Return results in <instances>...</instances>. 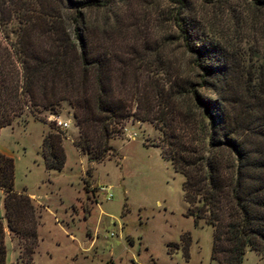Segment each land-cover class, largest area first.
<instances>
[{
    "label": "trees",
    "instance_id": "trees-1",
    "mask_svg": "<svg viewBox=\"0 0 264 264\" xmlns=\"http://www.w3.org/2000/svg\"><path fill=\"white\" fill-rule=\"evenodd\" d=\"M120 1L0 0V129L25 110L55 114L66 102L78 131L73 146L98 163L113 152L109 141L127 119L151 123L162 157L182 176L186 215L213 229L211 258L240 264L250 249L264 264V0H234L260 21L254 61L236 30L248 16H233L227 6L236 32L228 38L222 24L203 22L193 0H166L176 5L168 17L187 69L182 61L172 65L161 45L114 48L110 33L123 30ZM198 1L226 10L233 0ZM50 124L40 156L46 170L60 171L64 131ZM13 185V158L0 152V264L4 227L17 240L21 264H32L38 214L26 190ZM187 245L182 236L185 255Z\"/></svg>",
    "mask_w": 264,
    "mask_h": 264
},
{
    "label": "rangeland",
    "instance_id": "rangeland-1",
    "mask_svg": "<svg viewBox=\"0 0 264 264\" xmlns=\"http://www.w3.org/2000/svg\"><path fill=\"white\" fill-rule=\"evenodd\" d=\"M193 2L194 12L203 22L222 24L228 38L236 32L227 6L239 11L233 16H248L244 25L235 28L244 36L241 49L254 61L256 43L262 40L260 21L254 23L246 6L233 0L226 2L225 10ZM119 4L123 30L110 33L117 51L128 53L132 46L142 51L143 43L161 45L172 65L182 61L185 69L189 67L168 17L175 4L166 0H121ZM104 9L96 11L98 23ZM51 116L69 121L63 129L66 160L60 171L46 170L40 156L41 138L53 130ZM77 135L72 109L66 102L55 114L40 110L31 115L25 110L10 126L0 129V147L14 161L13 188L25 189L40 201H33L38 242L32 264H218L211 258L213 229L202 220L195 224L186 215L182 176L162 157L160 133L151 123L127 119L120 133L109 141L113 152L98 163H88L75 149L72 140ZM88 167L90 174L86 175ZM96 185L109 186L111 198L94 192ZM0 220L5 224L1 203ZM185 235L187 255L182 249ZM4 242L6 264H21L17 240L6 227ZM240 264H261V260L246 249Z\"/></svg>",
    "mask_w": 264,
    "mask_h": 264
},
{
    "label": "built area",
    "instance_id": "built-area-1",
    "mask_svg": "<svg viewBox=\"0 0 264 264\" xmlns=\"http://www.w3.org/2000/svg\"><path fill=\"white\" fill-rule=\"evenodd\" d=\"M50 121L53 123V125L60 129H66L68 127L69 121L68 120H62L58 116H51ZM94 192L102 193L105 199L111 198L110 193V187L105 185H96Z\"/></svg>",
    "mask_w": 264,
    "mask_h": 264
},
{
    "label": "crops",
    "instance_id": "crops-1",
    "mask_svg": "<svg viewBox=\"0 0 264 264\" xmlns=\"http://www.w3.org/2000/svg\"><path fill=\"white\" fill-rule=\"evenodd\" d=\"M0 152H2L3 154L9 156V153L7 151H5L4 149H2L0 147ZM29 196L32 198V200L35 202V203H40V201L33 195V194H29ZM0 203L2 205V191L0 190Z\"/></svg>",
    "mask_w": 264,
    "mask_h": 264
}]
</instances>
